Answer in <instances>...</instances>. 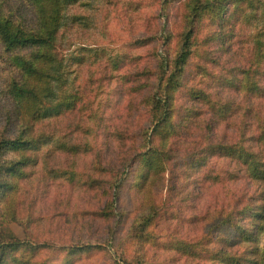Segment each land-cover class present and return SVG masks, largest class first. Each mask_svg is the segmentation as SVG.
<instances>
[{
  "label": "rangeland",
  "instance_id": "1",
  "mask_svg": "<svg viewBox=\"0 0 264 264\" xmlns=\"http://www.w3.org/2000/svg\"><path fill=\"white\" fill-rule=\"evenodd\" d=\"M189 3L79 0L66 8V25L59 39L65 82H53L54 95L43 102L53 109L69 95L80 98L74 111L38 124V131L51 134L55 142L36 154L39 164L28 166L24 179L15 182L17 188L0 190V264L210 263L181 253L178 241L188 234L201 236L213 212L231 208L238 194L252 188L248 181L223 176L224 169H234L233 164L213 160L212 166L217 165L216 173L222 179L204 188L200 208L192 211L190 205L198 202L186 199L190 184L183 179L178 182V196L171 199L174 181H169L168 173L160 176L152 187L159 214L140 237L135 234L137 227L150 210L135 186L137 172H124L119 159L123 151H145L149 147L150 127H154L160 112L152 101L147 105V98L159 101L167 79L179 73L177 62L189 31L200 38L210 31L207 21L192 20ZM244 13L240 23H232V30L234 39L243 40L242 44L249 47L263 29V13L248 7ZM0 17L30 31L37 23V10L28 0H0ZM16 54L32 55L29 49L8 52L0 40V141L14 139L24 131L19 103L11 92L13 82L23 78L13 59ZM120 60L124 63H118L117 68ZM201 60L194 57L185 67L182 86L176 91L180 106L191 105L188 86L214 95L219 92L217 78L239 59L230 58L227 64L220 61L213 66ZM140 70H147L148 84L136 90L125 75L133 76ZM228 96L246 104L242 95L229 91ZM252 105L249 123L264 127V98H255ZM222 130L221 135L236 133L226 126ZM64 138L77 145V154L63 153L57 146ZM17 159L19 154L10 150L1 156V161ZM177 161L172 168L174 163L179 164ZM114 171L117 174L111 176ZM72 173L76 174L74 179ZM89 174L102 179L99 188L83 184ZM104 210L108 216L102 215ZM194 214L205 215L198 216L200 223L191 227ZM257 245L264 252V234L258 237Z\"/></svg>",
  "mask_w": 264,
  "mask_h": 264
},
{
  "label": "trees",
  "instance_id": "2",
  "mask_svg": "<svg viewBox=\"0 0 264 264\" xmlns=\"http://www.w3.org/2000/svg\"><path fill=\"white\" fill-rule=\"evenodd\" d=\"M28 1L37 10V23L30 31L0 17V40L5 49L8 52L29 49L32 54L29 57L16 54L13 58L23 75L21 80L13 82L11 92L18 100L24 131L14 139L0 141V190L17 188L15 182L24 179L28 166L39 164L36 154L42 147L55 142L51 134L38 131V124L47 118H59L74 111L80 98L79 95H69L53 105V109L43 102L44 98L50 99L54 95L53 82H65V59L59 48V39L66 25V8L79 0ZM189 1L192 20L207 21L210 31L202 38L189 31L177 62L179 73L167 79L164 96L159 101H155V97L151 100L152 96L147 98V105L152 101L160 112L154 127H150L149 147L137 152L129 149L119 156L124 172L127 169L134 174L137 172L135 186L150 210L135 234L143 237L144 230L159 214L157 202L152 198V187L160 176L168 173L169 181H174L170 188L171 199L178 196V182L183 179L184 183L190 184L186 199L198 202L190 205L194 211L200 208L199 198L204 188L222 179V175L216 173L217 165L212 166L213 160H227L234 169H224L223 176L244 178L252 188L238 194L231 208L213 212L202 227V235L184 236L178 241L177 248L187 257L210 260L209 264H264V252L257 245L258 237L264 234V127L259 123L257 128L248 121V111L254 99L264 98V25L249 47L242 44L243 40H235V31L232 30V23H240L247 7L252 11L261 10L264 21V0ZM194 57L201 58L206 66L220 65V61L227 64L230 58L239 60L217 78L219 92L214 95L188 86L186 94L191 105L180 106L176 91L182 86L180 80L187 63ZM118 63L124 61H117L116 66ZM204 71L207 72L206 67ZM147 74V70H140L133 76L125 75V78L137 90L148 84ZM229 91L244 96L246 104L228 96ZM223 126L227 130L234 128L235 135H221ZM58 142L63 153L75 155L79 151L77 145L69 143L66 138ZM9 150L18 153L19 159L1 161V156ZM174 160L180 161L182 167L174 163L172 168ZM96 163L102 168L101 162L97 160ZM203 171H207L206 175L200 177ZM111 172V176L117 174V171ZM75 175L72 173L70 177L74 179ZM93 176L89 174L83 184L97 189L102 179ZM102 215L108 216L105 210ZM203 215H192L191 227L200 223L198 216Z\"/></svg>",
  "mask_w": 264,
  "mask_h": 264
}]
</instances>
